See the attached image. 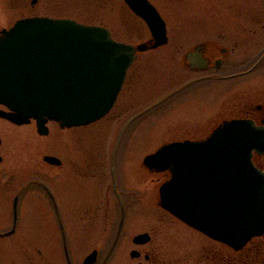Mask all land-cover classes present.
I'll return each instance as SVG.
<instances>
[{
	"label": "rangeland",
	"instance_id": "1",
	"mask_svg": "<svg viewBox=\"0 0 264 264\" xmlns=\"http://www.w3.org/2000/svg\"><path fill=\"white\" fill-rule=\"evenodd\" d=\"M1 1L0 31L9 29L15 19L36 14L101 24L110 29L117 41L130 44L150 37L146 25L123 0H38L32 6L30 0ZM149 1L166 22L169 44L138 55L113 107L104 117L72 128L48 122L46 136L37 134L33 121L12 127L0 119V230L11 227L13 195L23 183L30 179L48 183L60 213L66 218L71 264H82L88 247L94 245L102 249L97 264L102 260L119 219L109 171L115 138L124 120L190 81L193 74L179 64L180 55L198 41L225 44L232 50L223 71L238 72L264 49V0ZM242 101L264 104V60L251 73L238 78L189 83L179 94L156 104L130 125L116 156L126 218L117 245L104 264L141 263L143 256L131 258L130 252H142L144 248H151L148 264H228L227 247L160 207L158 190L165 177L162 173H150L143 167V159L165 143L202 136L220 120L238 117L240 114L235 112ZM45 155L58 158L62 166L45 163ZM255 162L264 170V155ZM35 188L29 187L20 197L17 229L26 234L35 230L41 234L49 232L57 242L52 207L43 195L32 192ZM78 215L83 217L82 221L77 219ZM143 232L150 233L151 240L136 246L132 237ZM53 250L47 260L38 257L29 262L23 249H11L3 254L1 263L66 264L60 248ZM238 253L235 255L241 261L259 264L264 259V235L253 238Z\"/></svg>",
	"mask_w": 264,
	"mask_h": 264
},
{
	"label": "water",
	"instance_id": "2",
	"mask_svg": "<svg viewBox=\"0 0 264 264\" xmlns=\"http://www.w3.org/2000/svg\"><path fill=\"white\" fill-rule=\"evenodd\" d=\"M123 1L147 24L152 38L148 42L136 46L119 43L103 27L48 17L21 19L1 30L0 105L7 110L0 109V118L17 125L35 120L38 133L45 135L48 121L70 128L88 125L107 114L136 54L167 42L165 22L148 0ZM199 47L186 53L191 64L203 61ZM263 57L264 53L252 68ZM122 131L112 153L113 169ZM254 154L264 155V127L250 120H230L205 140L161 146L145 156L143 165L153 172H170V179L159 188L161 208L210 239L239 251L252 238L264 235V172L253 162ZM43 160L60 165L52 156ZM120 203L117 233L101 264L122 229L125 210ZM16 208L15 198L14 224ZM149 239L145 233L135 236L133 242L143 245ZM139 255L130 253L131 258ZM96 260L94 251L83 264H95Z\"/></svg>",
	"mask_w": 264,
	"mask_h": 264
},
{
	"label": "flooded vegetation",
	"instance_id": "3",
	"mask_svg": "<svg viewBox=\"0 0 264 264\" xmlns=\"http://www.w3.org/2000/svg\"><path fill=\"white\" fill-rule=\"evenodd\" d=\"M37 1L38 0H30V5L31 6L35 5L37 3ZM1 2H3V1H1ZM31 16H39V15L33 14ZM40 16H42V15H40ZM27 17H30V16H27ZM59 17H62V16H59V15L55 16V18H59ZM136 18L141 20L138 17H136ZM18 19H20V18H18ZM18 19H15V21ZM141 22H143V21L141 20ZM11 26L12 25H10L9 27H11ZM99 26L106 27V26L101 25V24H99ZM3 28H4V26H3ZM106 28H108V27H106ZM109 31H110V29H109ZM110 34L113 37V34L111 31H110ZM149 39L145 40L144 42H147ZM167 44H169V41H167V43L165 45H167ZM165 45H163V46H165ZM198 45H200V47H199L200 56L199 57L203 61L199 64H196V63L191 64L185 58L186 53L190 52V51H194V48ZM163 46H161V47H163ZM161 47H159V48H161ZM159 48H157V49H159ZM157 49H155V50H157ZM155 50H150V51H155ZM231 50L232 49L229 48V46H227L225 44L214 45L211 43V41H198V42L194 43L193 45H191L187 50H185V52L182 55H180L178 62L180 65H182L181 64V57H182L183 58V65H185L184 67L187 68L189 73L193 74V77L190 79V81L188 83H191V85H196V84H198L200 82H204V81H212V80L213 81L214 80L225 81V80H231L234 78H238V77L243 76V75H247L256 69L257 66H255L254 68H252V67L254 66L256 61L264 53V49H263L254 58V60L242 71L225 72V71H223V66L227 62V60L229 59L230 54H231ZM150 51H148V52H150ZM189 57L192 60L194 59L193 55H190ZM137 58H138V56H137ZM137 58H136V60H137ZM136 60L132 63L131 67L136 62ZM263 60H264V57L262 58V61ZM200 67H202V68H200ZM129 69H128L127 74H126V78L128 77ZM126 78H125V80H126ZM188 83H183V84L179 85L177 88H175L173 90L174 91L173 95L179 94L184 88H186L188 86ZM168 94L169 93H167V95ZM242 102L240 103L239 108L235 112L237 114H240L239 115L240 117L238 116V117H231L228 119H222L214 128H210L209 131H207L204 135L195 136L193 138H185L183 140H201V139H204L217 126L222 124L224 121L231 120V119L250 120V121L254 122V124L256 126L264 127V104L252 103L250 101H244L243 103ZM237 114H235V115H237ZM132 116H130L128 119L124 120L122 125L120 126L119 131H118L117 136H116L115 141H114L113 148L116 147L117 139H118V136L120 135L122 129H123V131H122V135H121V138H120V141L118 144V148H119L120 144L123 142L128 128L137 119V118H135V119L131 120ZM138 118H140V117H138ZM3 121L6 123L8 122L5 120H3ZM7 124L11 125L12 127L13 126L19 127V126L13 125L10 122H8ZM174 141H178V140H174ZM112 153H113V150L111 151L109 171H110V177H111L112 191H113V194H114V196L118 202L119 217H120V212H121L120 200L123 203L125 211H126V204H125L123 192L120 190V187H119V180H118L117 168H116V157L114 159V169L112 168ZM116 153H117V151H116ZM0 156H1V154H0ZM255 158H257V157H255ZM254 160H256V159H254ZM1 161H2V157H1ZM61 166H62V163L60 162V165L56 166V167L60 168ZM147 170L150 173L154 174V172H151L149 169H147ZM99 173L101 175H102V173H104V166H102L101 169H99ZM162 174L165 177L164 181L167 180L169 177V174L167 172H163ZM75 175L76 176L78 175L79 177H85L84 175L79 174V173H76ZM31 186L36 187L35 189H33L32 192L34 194L39 195V196L43 195L49 201V203L52 207L53 214L51 216L56 221L57 228H58V230H57V233H58L57 242L54 241L53 235L49 232L41 234L40 231L35 230L31 233L26 234V232H24V231H19L17 229L18 219H19L18 213H16L15 224H14V218L15 217H14V214L12 213V215H11V221H12L11 227L7 230H4V231L0 230V264L4 263L3 262L4 261L3 260V254L9 252V250H11V249H15L18 251H21L23 249L24 254L28 253V255L25 256V258L27 257L28 261L31 262V259L36 260L38 257L44 258L45 260H47V258H50L47 255L51 254L54 251L53 248H55L56 251L60 248V250L62 251V253L64 255V259L66 261V264H69L68 260L70 259V257L68 259L67 255L69 256L72 249H71L70 243L68 242L69 235H68L67 230L65 229V224H64V222L66 221V218L63 216V214L60 213L56 198L52 192V189L50 188V185L48 183H45V182L40 181L38 179H30L29 181L23 183L17 189V191L14 193L13 199H12V205L14 204V201L16 198V207H17L22 193H24V191H26ZM77 219L78 220L81 219L80 221H82L83 217L81 215H78ZM116 229L117 228H115V231H114L112 238L116 236V233H117ZM121 233H122V230L120 231V236H121ZM146 233H148V232H146ZM148 234H149L150 240H151V234L150 233H148ZM111 241H112V239H111ZM111 241H110L107 249L104 251V254H106L110 251ZM53 245H54V247H53ZM94 251L97 253V260H98V255L100 254V252H102V249H100L98 245L89 246L87 254H90ZM150 251H151V248L148 251L145 248L142 249V252H140V256L137 257L136 259H139L141 256H143V261L141 263H138V264H145V263L148 264L149 263V261L152 258ZM45 264H50V262L49 261L47 263L45 262Z\"/></svg>",
	"mask_w": 264,
	"mask_h": 264
},
{
	"label": "trees",
	"instance_id": "4",
	"mask_svg": "<svg viewBox=\"0 0 264 264\" xmlns=\"http://www.w3.org/2000/svg\"><path fill=\"white\" fill-rule=\"evenodd\" d=\"M228 251L230 252L229 259H226V262L228 264H249V262H251L250 260H246V259H243V261H241V258H238L237 255H235V254H239L238 252H233L230 249ZM259 264H264L263 258L260 260Z\"/></svg>",
	"mask_w": 264,
	"mask_h": 264
}]
</instances>
